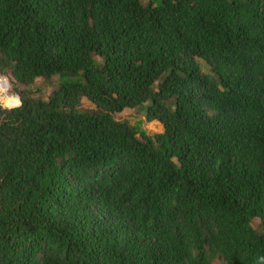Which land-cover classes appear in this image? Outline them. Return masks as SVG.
<instances>
[{"label":"trees","instance_id":"16d2710c","mask_svg":"<svg viewBox=\"0 0 264 264\" xmlns=\"http://www.w3.org/2000/svg\"><path fill=\"white\" fill-rule=\"evenodd\" d=\"M0 74V264L264 256V0H0Z\"/></svg>","mask_w":264,"mask_h":264},{"label":"rangeland","instance_id":"374dc122","mask_svg":"<svg viewBox=\"0 0 264 264\" xmlns=\"http://www.w3.org/2000/svg\"><path fill=\"white\" fill-rule=\"evenodd\" d=\"M200 66H201L202 70L207 73V68L205 67L203 62H200ZM0 75H2V74H0ZM14 88H16V87L13 85V91L16 92L14 90ZM37 88L41 91L42 97H45L49 91V86H45L41 82L37 84ZM81 107L88 108L89 105L87 103L83 102ZM114 119L117 121H125L129 125H133L134 123H136L139 120L142 121L143 117L140 115L139 112H135L134 110H124L123 112L116 114L114 116ZM140 128L146 134H155V133H159L162 131V126L157 121H152L149 123L141 122ZM213 264H221V263L218 260H215Z\"/></svg>","mask_w":264,"mask_h":264},{"label":"clouds","instance_id":"9594fccd","mask_svg":"<svg viewBox=\"0 0 264 264\" xmlns=\"http://www.w3.org/2000/svg\"><path fill=\"white\" fill-rule=\"evenodd\" d=\"M23 99L18 92L13 91V85L7 75H0V109L6 111L18 110L23 107ZM258 264H264V256L259 257Z\"/></svg>","mask_w":264,"mask_h":264}]
</instances>
